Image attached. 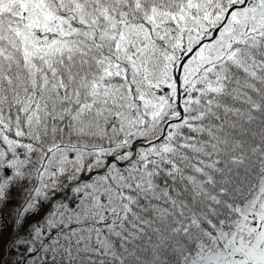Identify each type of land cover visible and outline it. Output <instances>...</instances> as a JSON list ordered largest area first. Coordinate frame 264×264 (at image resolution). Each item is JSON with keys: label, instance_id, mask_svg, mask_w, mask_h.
<instances>
[{"label": "snow or ice", "instance_id": "1", "mask_svg": "<svg viewBox=\"0 0 264 264\" xmlns=\"http://www.w3.org/2000/svg\"><path fill=\"white\" fill-rule=\"evenodd\" d=\"M0 264H264V0H0Z\"/></svg>", "mask_w": 264, "mask_h": 264}]
</instances>
